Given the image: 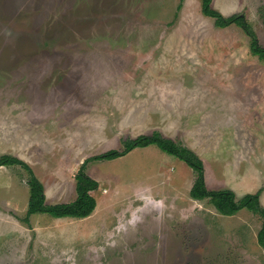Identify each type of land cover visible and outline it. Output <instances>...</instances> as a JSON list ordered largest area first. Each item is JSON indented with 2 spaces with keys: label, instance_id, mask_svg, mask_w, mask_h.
Here are the masks:
<instances>
[{
  "label": "rangeland",
  "instance_id": "obj_1",
  "mask_svg": "<svg viewBox=\"0 0 264 264\" xmlns=\"http://www.w3.org/2000/svg\"><path fill=\"white\" fill-rule=\"evenodd\" d=\"M261 1L211 5L244 13L264 46ZM202 6L0 0V154L15 148L47 203L77 197L86 157L160 131L200 155L210 189L260 190L264 205V60L242 26ZM6 166L0 264H264L262 216L194 198L195 170L156 144L90 160L98 205L82 218L28 215L30 172Z\"/></svg>",
  "mask_w": 264,
  "mask_h": 264
},
{
  "label": "trees",
  "instance_id": "obj_2",
  "mask_svg": "<svg viewBox=\"0 0 264 264\" xmlns=\"http://www.w3.org/2000/svg\"><path fill=\"white\" fill-rule=\"evenodd\" d=\"M212 0H203L202 10L206 15L215 18L218 26H226L237 23L243 27L245 32L251 36V51L264 60V46L259 42L256 32L251 27L244 13H234L229 16L223 15L212 7ZM151 144L158 145L162 150L177 156L190 165L197 173L195 183L191 188V195L196 199L208 198L217 210L225 215H233L242 208H249L259 213L263 218V225L258 233V242L264 247V205L261 203V191L250 192L240 199L230 188L210 189L205 178V164L200 155L192 148L178 143L171 137L163 135L160 131L151 134H140L134 138L124 141L122 149L112 148L103 153L87 157L76 172L77 197L73 201L50 204L46 202L44 184L35 174L33 168L23 159L11 155L3 154L0 156L1 165L20 164L30 172L29 184L31 196L28 207V215L37 212L49 213L54 217H77L89 216L95 210L98 199L92 193L97 190L99 182L87 171V163L93 159L116 158L130 152L136 147H144ZM29 220L28 216L26 217Z\"/></svg>",
  "mask_w": 264,
  "mask_h": 264
},
{
  "label": "crops",
  "instance_id": "obj_3",
  "mask_svg": "<svg viewBox=\"0 0 264 264\" xmlns=\"http://www.w3.org/2000/svg\"><path fill=\"white\" fill-rule=\"evenodd\" d=\"M192 0H187V2H191ZM185 2V1H184ZM257 2H262L261 0H257ZM259 5V4H258ZM257 12H258V8H257ZM188 146H190L191 147V145L190 144H188ZM193 149V148H192ZM13 150V151H12ZM12 150H9V149H7V147L6 148H4L3 149V151L1 152V154L3 153V154H11V155H14V156H17V157H19L18 155H17V153H16V151H15V148H13ZM0 154V155H1ZM55 157V156H54ZM19 158H21V157H19ZM25 158V157H24ZM45 158H47L46 156H44L43 157V159H45ZM87 158V157H86ZM21 159H23V158H21ZM24 160V159H23ZM28 160V159H27ZM85 160V159H84ZM29 161V160H28ZM47 162H50V160H49V158L47 159ZM80 167V166H79ZM5 168H8V166H6V165H2V166H0V169H2V170H0V172H2L3 170H5ZM3 175H1L0 176V178L2 177ZM98 199V198H97ZM98 205V204H97ZM39 213V212H38ZM94 213V212H93ZM92 213V214H93ZM33 214H35V213H33ZM91 214V215H92ZM90 216V215H89ZM66 217H69V216H66ZM88 217V216H87Z\"/></svg>",
  "mask_w": 264,
  "mask_h": 264
}]
</instances>
